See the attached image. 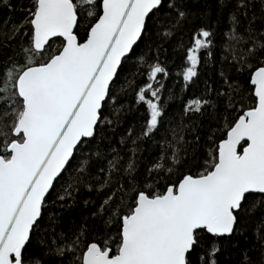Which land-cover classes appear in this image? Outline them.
Masks as SVG:
<instances>
[{"label":"snow or ice","instance_id":"6c2138e0","mask_svg":"<svg viewBox=\"0 0 264 264\" xmlns=\"http://www.w3.org/2000/svg\"><path fill=\"white\" fill-rule=\"evenodd\" d=\"M229 4L219 82L205 81L177 122L166 119L157 77L169 73L153 36L163 41L195 15L185 0H31L5 34L27 44L0 66V264H220V253L232 264L250 225L256 246L238 264H264V0H219L218 13ZM213 35L210 24L193 32L182 91L216 59ZM154 44L149 64L144 49ZM133 58L132 67L147 64L143 86L121 81ZM129 88L145 112L113 146L132 111L121 103ZM202 134V170L185 172ZM149 140L160 154L142 175ZM82 189L95 193L83 200L94 210L79 224L57 223L49 200L62 212Z\"/></svg>","mask_w":264,"mask_h":264},{"label":"trees","instance_id":"16d2710c","mask_svg":"<svg viewBox=\"0 0 264 264\" xmlns=\"http://www.w3.org/2000/svg\"><path fill=\"white\" fill-rule=\"evenodd\" d=\"M31 0H0V66L3 65L4 61L11 55L13 51H19L21 45L27 44V37L22 35H16L14 39L6 38V33L8 36L12 35L11 29L14 25L22 22L27 15V12L24 9L30 6ZM188 10L194 13L189 17V21L186 22L180 31L174 34L171 37L161 41L158 36H153V40L162 45V50L159 54V61L165 66L168 70L169 75L164 77L163 74H158L157 79L163 82L165 85L164 90L162 91L161 99L166 101V119L171 118L172 115H175L177 122L179 120L180 109L184 102L188 99L193 98V96L200 95L204 88V82L207 81L209 84L215 86L219 82V57L221 53V45L226 39L224 33L229 29V12L231 9V4L229 7H226L222 13H218L219 0H185ZM208 12L209 16L202 19L200 13ZM210 24L211 28L214 30L213 40V52L216 59H209L205 64L202 62L198 66V78H194L195 83L189 84L188 88L184 91L183 89V80L182 76L179 75L181 72V66L185 58V49L190 46L191 37L193 32L198 29L201 24ZM24 29L22 31H26ZM163 31V29H161ZM181 43L183 47H181ZM60 41L57 40L53 45L52 49H55L59 46ZM143 47V46H142ZM139 51V50H138ZM144 52L147 54V63H155L156 58V46L155 44L152 47V51L149 52L147 49H144ZM136 63L135 58L126 65V70L121 73V81L126 78L127 80H135L136 84L143 86L147 82V64H142L138 67H132L131 65ZM241 83H245L244 76L239 77ZM138 90V89H137ZM169 91L173 94L169 98ZM121 103L125 105V109L128 107L132 108V111L126 112L124 115V123L116 126L115 134L112 136L113 141L116 143L113 146H119L118 141L120 135L124 133L125 128L135 125L139 129L141 124V113L145 112V106L142 104H136L134 101V96L132 89H128V95L121 97ZM138 109V111H137ZM174 126V125H173ZM214 127V126H213ZM2 128V126H0ZM7 130V129H3ZM160 133H157L156 139L159 140ZM188 140H192L191 135H187ZM141 147L144 149L141 156L140 164V173L142 175L145 173V167L150 166L151 162L156 159L160 154L159 146L153 144L151 140L145 141ZM208 150V147L205 145L204 136L202 134L199 145L196 146V155H192L191 149L189 150V155L186 159V163L183 167V171L187 172L188 169H191L192 172H199L202 170V165L204 162L205 154ZM65 178L67 174H64ZM175 179V177H173ZM164 181L160 182L158 186L160 190H163ZM76 196V201L73 203L71 200L68 203L72 204L71 208H65L64 211H60L59 204L52 205L51 200L47 205L50 213H59L61 219L57 223L62 225H67L69 222L80 223L81 218L88 215L89 211L94 210L92 206L88 208L83 204L85 199H96L95 193H89L86 189H82L79 193L74 194ZM62 203V202H61ZM260 213L258 212L256 217L253 219H258ZM59 230V229H57ZM247 242L241 238L240 247L234 249L231 253L232 264H238L242 259L241 253L245 249H253L256 246V240L253 236V227L250 225L248 232L246 233ZM210 239V237H209ZM251 255L255 258L256 253L252 252ZM220 264L229 259L226 253H220L218 256Z\"/></svg>","mask_w":264,"mask_h":264}]
</instances>
